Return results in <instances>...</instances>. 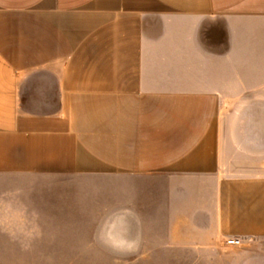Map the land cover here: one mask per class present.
Segmentation results:
<instances>
[{"label":"crops","instance_id":"0c3cea01","mask_svg":"<svg viewBox=\"0 0 264 264\" xmlns=\"http://www.w3.org/2000/svg\"><path fill=\"white\" fill-rule=\"evenodd\" d=\"M115 173L169 174L180 226L193 184L202 230L264 238V0H0V179Z\"/></svg>","mask_w":264,"mask_h":264},{"label":"rangeland","instance_id":"374dc122","mask_svg":"<svg viewBox=\"0 0 264 264\" xmlns=\"http://www.w3.org/2000/svg\"><path fill=\"white\" fill-rule=\"evenodd\" d=\"M240 98L219 109L220 131H242ZM168 177L0 179V264H264V238L232 247L238 238L202 230L207 221L193 184L180 226L178 186Z\"/></svg>","mask_w":264,"mask_h":264},{"label":"built area","instance_id":"2783aa9c","mask_svg":"<svg viewBox=\"0 0 264 264\" xmlns=\"http://www.w3.org/2000/svg\"><path fill=\"white\" fill-rule=\"evenodd\" d=\"M240 241L238 239H231L229 240V244H239Z\"/></svg>","mask_w":264,"mask_h":264}]
</instances>
